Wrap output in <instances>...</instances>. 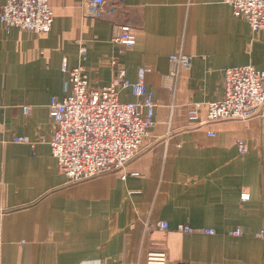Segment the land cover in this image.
<instances>
[{
    "label": "crops",
    "instance_id": "crops-1",
    "mask_svg": "<svg viewBox=\"0 0 264 264\" xmlns=\"http://www.w3.org/2000/svg\"><path fill=\"white\" fill-rule=\"evenodd\" d=\"M50 4L47 33L0 23V264H149L152 245L167 250L165 264H264V118L202 124L188 113L199 104L206 119L207 103L224 95L227 67L264 68V34L255 37L226 0H123L102 17L85 13L86 0ZM126 24L136 32L132 47L113 41ZM79 40L90 86L108 85L117 65L132 81L150 66L144 80L156 106L151 137L126 169L73 182L51 151L49 103L66 94L61 67L81 62ZM178 51L192 65L180 68L171 95L164 74ZM120 97L136 100L130 89ZM163 219L167 234L147 231ZM181 223L218 233L181 232ZM236 227L242 236L227 234Z\"/></svg>",
    "mask_w": 264,
    "mask_h": 264
},
{
    "label": "built area",
    "instance_id": "built-area-1",
    "mask_svg": "<svg viewBox=\"0 0 264 264\" xmlns=\"http://www.w3.org/2000/svg\"><path fill=\"white\" fill-rule=\"evenodd\" d=\"M87 15L102 17L113 15L123 0H86ZM236 17L248 21L253 31L264 30V0H226ZM55 13L50 0H6L0 13L1 26L9 31L19 27L37 34L49 32L54 23ZM113 41L124 47L135 45L137 38L132 25H120ZM81 62L70 67L67 59L62 70L68 74L64 83L66 94L54 95L49 103V114L54 122L50 139L53 156L59 169L73 182L96 177L107 172L122 171L143 149L151 137L155 124V100L145 84V75L150 66L138 68V79L132 81L123 65H117L115 74L108 85L92 87L89 75L82 63L87 58L85 40H79ZM115 63V62H114ZM192 65V55L178 51L169 57V69L164 81L171 95L177 87L180 68ZM122 89H130L136 100L125 101L120 97ZM29 112V106H24ZM207 117L200 119L199 104L188 110L189 118L199 123L226 119L248 120L264 118V68L248 63L227 67L224 74V95L207 103ZM214 134L213 132H210ZM15 141L25 142L27 137L16 136ZM241 153L249 150L246 140L237 141ZM124 171L122 177H126ZM249 197L244 194L243 198ZM3 210H0V243L2 241ZM150 233L167 234L170 223L159 220L146 224ZM182 232L216 235L213 227H193L187 223L178 225ZM230 236H242L241 228L231 229ZM264 237V230L258 233ZM155 246V245H152ZM164 248H151L149 264H165L160 255Z\"/></svg>",
    "mask_w": 264,
    "mask_h": 264
},
{
    "label": "rangeland",
    "instance_id": "rangeland-1",
    "mask_svg": "<svg viewBox=\"0 0 264 264\" xmlns=\"http://www.w3.org/2000/svg\"><path fill=\"white\" fill-rule=\"evenodd\" d=\"M262 33L264 34V30H261V31H257V32H255V37H258V36H261L262 35ZM264 39H261V40H259V42H264L263 41ZM241 139H243V138H241ZM238 140H240V139H238ZM237 140V141H238ZM244 140H246V139H244ZM246 142H247V140H246ZM248 144V143H247ZM244 194H248L249 195V193H242V198H243V196H244ZM244 199V198H243ZM187 224H189V223H187ZM192 226V225H191ZM193 227H208V226H193ZM214 228V227H213ZM236 228H240V227H236ZM233 229H235V228H232V230ZM179 230V229H178ZM229 230H231V229H229ZM180 231V230H179ZM182 232V231H181ZM187 233V232H186ZM192 233H197V232H192ZM203 234H205V233H203ZM210 235V234H209ZM155 247H158V248H163L164 249V247H162V246H160V245H155V246H151V248L153 249V248H155ZM149 251H150V248L148 249V254H149Z\"/></svg>",
    "mask_w": 264,
    "mask_h": 264
}]
</instances>
